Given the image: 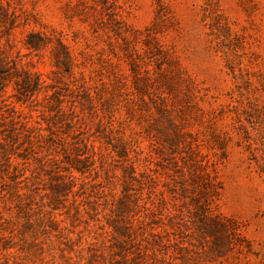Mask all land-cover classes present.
<instances>
[{
  "label": "rangeland",
  "instance_id": "obj_1",
  "mask_svg": "<svg viewBox=\"0 0 264 264\" xmlns=\"http://www.w3.org/2000/svg\"><path fill=\"white\" fill-rule=\"evenodd\" d=\"M0 57V264H264V0H0Z\"/></svg>",
  "mask_w": 264,
  "mask_h": 264
},
{
  "label": "trees",
  "instance_id": "obj_2",
  "mask_svg": "<svg viewBox=\"0 0 264 264\" xmlns=\"http://www.w3.org/2000/svg\"><path fill=\"white\" fill-rule=\"evenodd\" d=\"M31 48H33V49H37L38 47H35V46H33V45H31V43H30V45H29ZM63 49H64V58H66L67 60H66V65L63 63V65L67 68V71H69L70 70V53L67 51V49L64 47V45H63ZM1 58V57H0Z\"/></svg>",
  "mask_w": 264,
  "mask_h": 264
}]
</instances>
